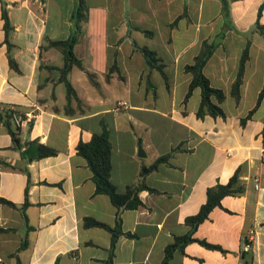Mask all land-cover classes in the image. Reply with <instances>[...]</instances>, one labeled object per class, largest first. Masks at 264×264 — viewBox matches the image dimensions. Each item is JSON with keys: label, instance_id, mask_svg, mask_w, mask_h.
I'll return each instance as SVG.
<instances>
[{"label": "crops", "instance_id": "crops-1", "mask_svg": "<svg viewBox=\"0 0 264 264\" xmlns=\"http://www.w3.org/2000/svg\"><path fill=\"white\" fill-rule=\"evenodd\" d=\"M85 1L86 20L72 52L99 87L72 66L67 78L77 105L67 104L58 82L62 54L50 45L71 34L75 0L65 6L0 0V109L35 114L20 126L19 147L0 118V197L18 207L26 188L22 209L0 202V264H160L165 247L190 230L219 248L189 240L171 252L168 264H242L245 257L264 264V42L253 30L255 21L264 25V0ZM1 2L12 26L8 44ZM203 41L215 45L202 72L223 92L224 116L195 115L198 87L182 102L190 80L183 68ZM246 44L235 99L230 89ZM137 46L156 53L164 77L147 67ZM111 65L116 68L105 80ZM102 122L109 130L110 181L119 191L141 181L145 186L135 208L117 211L107 195L95 193L75 150ZM37 144L53 154L36 157ZM172 147L139 176L141 166ZM237 168L242 191L222 196L191 228L186 218L205 201L207 188L226 183ZM84 217L120 231L112 249L111 232L83 226Z\"/></svg>", "mask_w": 264, "mask_h": 264}, {"label": "trees", "instance_id": "trees-1", "mask_svg": "<svg viewBox=\"0 0 264 264\" xmlns=\"http://www.w3.org/2000/svg\"><path fill=\"white\" fill-rule=\"evenodd\" d=\"M86 12H87V5L85 0H75V6L73 11L72 17V32L71 34L66 37L65 39L54 40L50 42V45L59 50L62 54L63 63L62 65L57 68L59 71L58 82H61L64 86L65 90V97L67 99V104L70 100H74L77 105L81 104V101L77 98L75 91L73 90L69 80L67 78V74L72 66H76L80 68L88 82L93 86L95 89H98V82L95 79V74L88 71L84 68L81 64V61L77 59L73 52L72 46L79 38L82 32V22L86 20ZM1 19L3 21L2 27L4 31V41L8 44V35L12 30V26L8 21L5 4L1 2ZM257 33H259L264 42V25L260 24L258 21H255V25L253 27ZM143 32L147 33L148 31L143 30ZM214 44L212 42L207 43L203 41L201 43L199 52L192 58V62L184 66V71L190 74V80L188 83L187 91L183 98V103L186 101L190 92L193 88L198 87L200 89V97L199 103L195 111V115L197 117H202L203 115L207 114L210 116H224L219 103L223 100L224 94L223 92L211 86L209 84L208 79L202 72L203 65L209 55L211 54ZM247 46L246 44L241 52V55L238 60L237 72L236 76L231 84L230 94L237 98V89L241 81V75L243 71L244 63L247 59ZM138 50L141 52L145 64L148 68H156L159 72L163 75L161 65L158 63V57L156 53L149 49L146 46H137ZM8 63L11 68H15V62L13 59L9 57ZM115 66L111 65L107 72L104 74L105 80H108L110 74L115 70ZM260 93L256 100L255 106L259 102ZM66 111L69 114L71 113L72 109L66 106ZM253 110V109H252ZM252 110L248 111L245 115V118L250 116ZM15 111L12 109H0V118H3L4 125L6 130L8 131L12 144L14 147H19V133L20 127L15 125L12 120V114ZM244 119H242L243 121ZM30 125H28L29 127ZM177 147H172L169 152L166 154L156 158L151 164L148 166H141L139 170V176L142 177L145 173L154 169L160 161L165 160L172 151H174ZM75 150L77 154L81 155L87 164L88 169L91 172V180L94 185V192L95 193H103L107 195L112 205H114L117 209L122 208H135L139 203V199L137 197V191L143 187L142 181L139 183H132L128 184L124 187L123 190L119 191L116 186L110 181L109 179V172H110V141H109V130L102 122L101 129L99 132L92 133L88 141H78L75 146ZM54 150L48 148L42 144H37L36 147V157H43L50 154H53ZM238 168L233 172V174L229 177L226 183L224 184H215L212 187L207 188L206 190V198L205 201L200 205L197 212L189 217L186 218V222L190 225L191 228H194L198 223L204 220L209 211L215 207L220 206V199L224 195H234L238 194L242 191V186L238 179ZM145 187V186H144ZM26 188L24 190V201L21 205L17 207V205L3 199L0 197V202L7 204L12 207H17L22 209L26 205ZM116 220H118V213L116 212ZM83 226L90 227V226H97L104 228L111 232L110 236V249H112L115 239L120 231L116 227H109L104 223L94 220L90 217L83 218ZM192 230L189 231L188 234L176 237L174 241L168 244L164 249V254L160 264H168L169 258L171 256V252L175 248H181L183 244L189 240H194L199 244L204 245L208 248H219L218 245L208 243L201 239H196L191 236ZM245 254V253H241ZM242 264H250L247 257H245Z\"/></svg>", "mask_w": 264, "mask_h": 264}, {"label": "built area", "instance_id": "built-area-1", "mask_svg": "<svg viewBox=\"0 0 264 264\" xmlns=\"http://www.w3.org/2000/svg\"><path fill=\"white\" fill-rule=\"evenodd\" d=\"M120 104H121V105H125V102L122 101ZM33 118H35V114L32 113V112H28V113H26L24 116H20V115H18V114H16V113H13V114H12V120H13V123H14L15 125L19 126V127H20V126H23V125L27 126V124H29V123L33 120ZM261 161L264 162V150H263V153H262V155H261ZM248 248H249V244H248L247 242H245V243L243 244L242 249H243L244 251H247Z\"/></svg>", "mask_w": 264, "mask_h": 264}, {"label": "rangeland", "instance_id": "rangeland-1", "mask_svg": "<svg viewBox=\"0 0 264 264\" xmlns=\"http://www.w3.org/2000/svg\"><path fill=\"white\" fill-rule=\"evenodd\" d=\"M60 2H59V4L60 5H63V6H65V5H71L72 4V0H71V4H69L70 2H69V0H59ZM74 1V0H73ZM90 2H93V1H95V0H89Z\"/></svg>", "mask_w": 264, "mask_h": 264}, {"label": "water", "instance_id": "water-1", "mask_svg": "<svg viewBox=\"0 0 264 264\" xmlns=\"http://www.w3.org/2000/svg\"><path fill=\"white\" fill-rule=\"evenodd\" d=\"M222 3L225 4V1L222 0ZM137 155H138V156H143V152H142V150H141V147H140L139 142H138V144H137Z\"/></svg>", "mask_w": 264, "mask_h": 264}]
</instances>
